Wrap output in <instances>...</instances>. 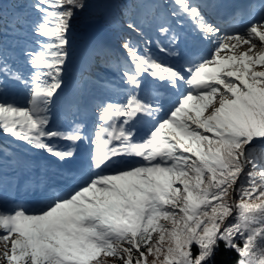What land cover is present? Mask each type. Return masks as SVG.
I'll list each match as a JSON object with an SVG mask.
<instances>
[{
  "label": "snow or ice",
  "instance_id": "1",
  "mask_svg": "<svg viewBox=\"0 0 264 264\" xmlns=\"http://www.w3.org/2000/svg\"><path fill=\"white\" fill-rule=\"evenodd\" d=\"M210 7L219 4L158 6L170 45L179 39L174 19L211 46L207 54L169 63L151 40L122 42L120 91L95 105L88 135L83 122L54 126L52 116L72 22L87 2L29 0L36 39L16 52L0 38V133L61 163L85 148L86 174L35 207H0V264H217L221 245L236 253L230 264H264V6L248 23L234 14L227 27ZM127 28L142 34L135 21ZM10 82L24 88L23 102L4 97ZM157 85L174 99L166 103Z\"/></svg>",
  "mask_w": 264,
  "mask_h": 264
},
{
  "label": "rangeland",
  "instance_id": "2",
  "mask_svg": "<svg viewBox=\"0 0 264 264\" xmlns=\"http://www.w3.org/2000/svg\"><path fill=\"white\" fill-rule=\"evenodd\" d=\"M107 2L109 11L107 12V17H110L116 11V6L123 2H130L131 0H104ZM138 1V11L147 10V8L154 6L156 2L161 4L163 0H137ZM170 2V0H169ZM36 19V15L30 18V23L33 25V21ZM171 19V18H170ZM161 22V21H160ZM156 25H152V22H148L146 20L145 27L142 28V34L145 36L144 41L151 40L152 44L150 45L152 53L156 56L160 57V59L165 60L169 63H176L175 57L167 55L159 51L157 47V41L159 43L169 42L168 38L162 36L159 32H155L154 30L158 28ZM172 26L175 31L185 30V27H177L176 21L172 20ZM186 31V30H185ZM130 34H133V38L131 35L129 36L133 42H136L139 46L143 47L144 41L140 42L139 36L133 32L128 31ZM27 40L29 43H32L36 38L32 35V26L29 27L27 31ZM90 40L84 45L82 48H76L77 52L75 53V58L70 62L68 69L66 68L64 81L65 86L63 90L59 93L56 98L53 106H52V116H53V125L61 126V127H69L72 122L75 120L77 122H81L86 118H90V113L83 111V114L74 113L70 116L71 105L75 103L77 106L86 107V103L90 97H94L96 90H98V86H102L103 88L100 91L105 92L106 94L111 95V98H114V93L120 91V79H119V71L117 73H108L107 71L102 73L99 59L95 56L97 53H107V56H111L114 52V55L118 56V65L122 60V56L124 55V50L122 48H117L112 45V36L108 33H105L101 30V28L94 29L90 34ZM161 41V42H160ZM9 47V46H8ZM9 48H15L10 46ZM118 50V51H117ZM16 52H19V49L15 48ZM120 51V52H119ZM94 61L95 66H91V69H94L97 72L95 79H91L90 77L85 79L83 84L79 86L77 81L74 80V76L79 73V67L82 65H91V61ZM113 64L116 62L113 60ZM96 67V68H95ZM103 68V67H102ZM117 69H119L117 67ZM27 71V69H25ZM69 71V72H68ZM92 73V71H91ZM94 80V82H93ZM94 84V85H92ZM79 86V87H78ZM153 86V81L151 79H147L145 81V87ZM162 85H157V87L161 88ZM90 90H93V93L90 94ZM14 91H17L19 96L14 94ZM82 91V92H81ZM7 99H16L18 102H23L26 99V94L24 88L19 85L10 82L7 87V91L3 94ZM170 96V94H168ZM86 111V108H85ZM96 113V112H95ZM97 114V113H96ZM86 125V124H85ZM96 125V124H95ZM89 135V134H88ZM2 146L6 147V150L0 151V176L3 177V187L0 188V204L6 205L9 207L10 201L8 200L12 197L14 192H17L20 188L18 181L22 179V185L28 184L30 180L35 178H31L28 173L34 171L38 176L41 174L50 176L49 173H45L40 170L38 164L43 159V156L47 154L42 152H36L28 149L23 144L14 141L11 137H7L5 140H2ZM61 163V162H60ZM64 166H69L70 163H61ZM57 169H51V173H57ZM59 173V172H58ZM86 174V170H85ZM84 176V175H83ZM37 180V179H36ZM54 180V177L50 176V182ZM24 195H21L20 198L23 199ZM16 198H14V201ZM3 233L0 232V235ZM0 247H2V243H0Z\"/></svg>",
  "mask_w": 264,
  "mask_h": 264
},
{
  "label": "trees",
  "instance_id": "3",
  "mask_svg": "<svg viewBox=\"0 0 264 264\" xmlns=\"http://www.w3.org/2000/svg\"><path fill=\"white\" fill-rule=\"evenodd\" d=\"M87 8L78 12L73 20V28L71 33V50L70 58L67 64V69L70 62L74 59L76 48H81L89 41V36L94 29L101 28L105 33L112 36V43L114 46L121 47L125 39H130L126 34L127 24L129 23V16L126 11L135 12L136 5L122 4L123 7H116V14L107 17L109 11L107 2L104 0H86ZM29 0H7L4 12V19L0 23V28L3 29V39L5 45L15 46L18 42L24 43L26 40V33L31 27L30 18L36 14L31 12L28 8ZM140 35V33H137ZM142 39L144 36L140 35ZM27 42V41H26ZM30 44V43H29ZM8 136L0 133V146L2 140ZM3 147V146H2ZM5 150V147H3ZM236 259V253L232 251H225L221 245L220 252L216 258L217 264H230V261Z\"/></svg>",
  "mask_w": 264,
  "mask_h": 264
},
{
  "label": "bare ground",
  "instance_id": "4",
  "mask_svg": "<svg viewBox=\"0 0 264 264\" xmlns=\"http://www.w3.org/2000/svg\"><path fill=\"white\" fill-rule=\"evenodd\" d=\"M179 34V39H178V43L175 44L174 46L173 45H170L168 43H165L164 45L167 46V47H174L175 49H180L183 47V43H184V38H185V35L187 34L186 32L182 31V30H178L177 32ZM206 51V49H205ZM176 61H180L178 59H176ZM106 99H109L111 98L110 96H107L105 95ZM87 107V106H86ZM95 120L98 122V119L97 117L95 118ZM84 124L86 123V126H85V131L86 133H88V126H87V120H85L83 122ZM85 154H86V150L85 148H82L80 150V153L78 154V157H77V160L74 161L76 162L75 164L76 165H82L83 166V169L81 170V172L78 173L77 169L75 168V171L77 172L74 180H77L76 182H81V175L80 174H83V170H86V161H85ZM43 159L40 161V163L38 164L40 170L44 171L45 173H49L50 176H54V179L56 177L55 173H51V169H58V170H65L66 167L61 165V163L56 160L55 158L49 156V155H46V156H43L42 157ZM30 175L31 178H38V175L32 171L31 173H28ZM50 176H47V175H44L42 174L40 176V181L38 183H35V181L33 180H30V184L26 185V186H23V187H20L19 189V192H15V194H13L14 197H16V195H21V194H27L29 195L27 198L29 199L30 197H36L38 198L39 200L41 201H45V199L39 197V192L41 190H43L47 185H49V181H50ZM35 180V179H34ZM60 180V179H58ZM57 181V180H55ZM18 183H22V179H19ZM26 205V204H24ZM1 207V206H0ZM3 208L7 209L8 207L6 206H2ZM29 207V206H28Z\"/></svg>",
  "mask_w": 264,
  "mask_h": 264
}]
</instances>
